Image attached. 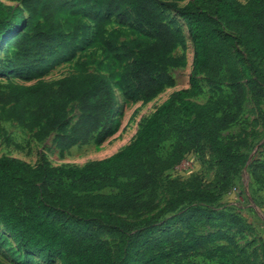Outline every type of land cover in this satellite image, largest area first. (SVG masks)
I'll return each mask as SVG.
<instances>
[{
    "label": "trees",
    "instance_id": "trees-1",
    "mask_svg": "<svg viewBox=\"0 0 264 264\" xmlns=\"http://www.w3.org/2000/svg\"><path fill=\"white\" fill-rule=\"evenodd\" d=\"M10 1L19 5L9 7L0 1V49L4 45L13 49L10 71L38 75L49 62L65 59L76 45L79 27L62 23V13L71 11L100 23V11L105 10L127 23V10L149 31L152 41L121 45L120 57L128 62L125 76L145 102L173 83L168 68L178 61L171 54L184 44V37L165 21L159 6L163 0ZM164 5L185 22L192 41L189 88L173 93L145 118L129 145L84 166H52L45 158L32 166L0 158V225L17 252L27 258L37 257L47 264L52 257L65 264H238L229 245L216 244L219 233L194 231L200 220L190 222L186 232L173 226L194 213L206 215L205 222L213 223L217 213L197 205L215 204L248 161L240 153L247 142L224 143L221 138L239 122L249 96L259 110L264 100V0ZM200 76L217 94L206 104L189 100L202 94ZM74 103L80 115L68 131V109ZM116 106L110 80L96 73L29 87L0 83V121L16 122L38 140L58 133L56 143L63 151L100 139L114 121ZM173 140L172 151L163 157V145ZM200 144L221 165L218 192L200 188L180 192L146 216V211L157 208L153 192L161 176L181 164L190 151H184L187 146ZM262 156L256 169L264 178V152ZM164 214L172 216L159 221ZM103 228L120 234L116 253L102 239ZM0 248L8 249L1 238ZM198 258L202 261L196 262Z\"/></svg>",
    "mask_w": 264,
    "mask_h": 264
},
{
    "label": "rangeland",
    "instance_id": "rangeland-1",
    "mask_svg": "<svg viewBox=\"0 0 264 264\" xmlns=\"http://www.w3.org/2000/svg\"><path fill=\"white\" fill-rule=\"evenodd\" d=\"M0 1L9 7L19 5L10 0ZM192 1L194 0H163L159 3L165 21L182 31L184 44L171 54V57L178 61L177 65L168 68L173 83L165 85L149 102L141 99L131 80L125 76L128 62L120 56L122 44L131 41L151 42L152 38L149 31L142 28L127 10L126 14L129 17L127 23L119 22L116 16H109L105 10L100 11V23H95L82 15H75L71 11L59 15L62 23L68 22L79 27L78 40L64 60L49 62L50 64L38 75H33V72L28 70L10 71L9 61L13 49L10 45H4L0 49V83L29 87L85 72L96 73L110 80L117 106L113 123L100 139H92L87 144H78L65 151L56 143L58 133L38 140L34 133L24 131L16 122L0 121V158L19 159L32 166L40 164L44 158L52 166H84L109 158L129 145L145 118L150 117L173 93L189 88L193 67L192 41L185 22L164 4L170 2L184 7ZM237 1L241 4L248 2V0ZM200 85L202 94L189 100L206 104L216 98V92L207 86L203 76H200ZM224 92H228L225 87ZM260 106L259 110L249 96L239 122L222 134L221 140L224 143L238 139L247 142L240 153L247 155L248 161L240 173L227 184L226 190L215 204L205 208L200 204L197 205L204 211L217 213L218 216L213 223L205 222L206 215L194 213L188 219L173 226V229L186 232L190 222L200 220L193 228L194 231L198 234L219 233L220 241L216 244L229 245L234 255L239 258L238 264H263L264 178L260 174L261 171L256 168L263 160L264 152V100L261 101ZM79 115L78 104H72L68 109V131L77 122ZM175 143V140L165 143L160 154L163 157L167 156ZM196 147L190 145L184 150H190L187 155L190 168L181 167L179 172L172 169L161 176L158 187L153 192L157 208L146 211V216L155 214L180 192L196 188L213 194L218 192V188L222 186L219 182L221 165L204 144ZM171 216L164 214L159 221H165ZM234 216L237 219L234 220ZM101 233L102 239L116 253L121 239L120 234L109 228H103ZM0 238L5 240L8 246V249L0 248V264H24L26 260L32 262L31 264H47L37 257L27 258L22 252H17L15 244L1 225ZM195 261L200 262L202 259L198 258ZM51 262V264H65L57 257H52Z\"/></svg>",
    "mask_w": 264,
    "mask_h": 264
},
{
    "label": "built area",
    "instance_id": "built-area-1",
    "mask_svg": "<svg viewBox=\"0 0 264 264\" xmlns=\"http://www.w3.org/2000/svg\"><path fill=\"white\" fill-rule=\"evenodd\" d=\"M188 161L189 160L187 159V155H186V157L181 162V164H179L178 166H176L173 170H175V172H179L181 167L190 168V162H188Z\"/></svg>",
    "mask_w": 264,
    "mask_h": 264
}]
</instances>
